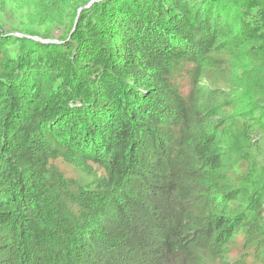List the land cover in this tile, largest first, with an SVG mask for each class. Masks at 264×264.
I'll return each instance as SVG.
<instances>
[{
  "label": "trees",
  "instance_id": "16d2710c",
  "mask_svg": "<svg viewBox=\"0 0 264 264\" xmlns=\"http://www.w3.org/2000/svg\"><path fill=\"white\" fill-rule=\"evenodd\" d=\"M93 1L0 0V264H264V0Z\"/></svg>",
  "mask_w": 264,
  "mask_h": 264
},
{
  "label": "rangeland",
  "instance_id": "374dc122",
  "mask_svg": "<svg viewBox=\"0 0 264 264\" xmlns=\"http://www.w3.org/2000/svg\"><path fill=\"white\" fill-rule=\"evenodd\" d=\"M96 2L101 1V0H94ZM93 1V2H94ZM95 3V2H94ZM32 28L30 27H23V30H18V31H13L12 29L7 28V32H5L7 34V36L10 37H14L17 39H29L32 40L34 42L37 43H41V44H59L60 41L52 39V38H48L45 39L43 37H41V35L39 36H30L27 32L31 31ZM24 31V32H22ZM26 32V33H25ZM183 93H186V88L182 89ZM59 168L64 171V174L66 177L68 178H79V176L77 175V172L75 170H73L71 167H69L66 163H64L63 161H59L56 163Z\"/></svg>",
  "mask_w": 264,
  "mask_h": 264
},
{
  "label": "water",
  "instance_id": "95a60500",
  "mask_svg": "<svg viewBox=\"0 0 264 264\" xmlns=\"http://www.w3.org/2000/svg\"><path fill=\"white\" fill-rule=\"evenodd\" d=\"M94 2H96V1H94ZM94 2H92V3L90 4V6H91Z\"/></svg>",
  "mask_w": 264,
  "mask_h": 264
}]
</instances>
